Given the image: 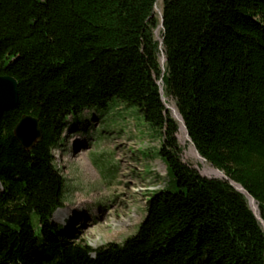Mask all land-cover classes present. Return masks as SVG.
I'll return each mask as SVG.
<instances>
[{"label":"trees","instance_id":"obj_1","mask_svg":"<svg viewBox=\"0 0 264 264\" xmlns=\"http://www.w3.org/2000/svg\"><path fill=\"white\" fill-rule=\"evenodd\" d=\"M159 1L0 0V77L19 93L0 117V264H264L249 200L182 159L192 144L264 220V0H161L162 28ZM115 101L157 128L167 180L136 235L93 249L53 222V151L70 118ZM24 115L42 131L29 152L14 134Z\"/></svg>","mask_w":264,"mask_h":264},{"label":"rangeland","instance_id":"obj_2","mask_svg":"<svg viewBox=\"0 0 264 264\" xmlns=\"http://www.w3.org/2000/svg\"><path fill=\"white\" fill-rule=\"evenodd\" d=\"M179 140L186 143L183 132ZM161 142L157 128L117 101L107 109L93 108L70 118L53 151L64 181L63 207L53 222L93 249L122 244L136 235L146 216L148 197L167 180L159 157ZM182 159L200 166L204 177L221 178L204 171L214 168L198 161L192 144Z\"/></svg>","mask_w":264,"mask_h":264},{"label":"water","instance_id":"obj_3","mask_svg":"<svg viewBox=\"0 0 264 264\" xmlns=\"http://www.w3.org/2000/svg\"><path fill=\"white\" fill-rule=\"evenodd\" d=\"M155 11L159 13V16L161 18V28L163 27V16L158 8V6H155ZM158 33V32H157ZM162 42V40H161ZM166 62V59L164 57L161 58V64L164 66ZM159 89H160V95L161 100L166 108V111H170L173 117L180 123V130L185 135V141L188 143H192V140L189 137L186 125L183 121V118L180 116V119L177 118L176 112L174 109H171L167 106L166 103V97L164 95L163 90V81L160 80L158 82ZM19 103V93H18V83L17 80L10 76H4L0 77V117L3 116L4 113L8 112L9 110H12L18 106ZM179 113V112H178ZM180 115V114H179ZM15 139L18 141V143L23 147L25 151H31L34 149V147L41 141L42 139V131L40 128V124L38 119L29 116L24 115L17 126L15 127ZM194 147V146H193ZM195 150V156L198 159V161L202 164L206 162V160L199 154V152ZM199 170V166L196 168ZM218 172L222 173L221 171L217 170ZM223 176H221V179L228 182L230 185L233 186L234 189H236L238 192L245 195V197L249 200V204L251 206V209L255 212L257 215L258 220L261 222L263 228H264V220L260 217L259 214H257V211L254 207V203H256L255 199L239 184L233 182L229 178H227L223 173Z\"/></svg>","mask_w":264,"mask_h":264},{"label":"bare ground","instance_id":"obj_4","mask_svg":"<svg viewBox=\"0 0 264 264\" xmlns=\"http://www.w3.org/2000/svg\"><path fill=\"white\" fill-rule=\"evenodd\" d=\"M166 103H167V106H168V107H170L171 109H174V110H175L176 115H177V118L180 119V115H179V113H178V111H177V108H176V106L174 105L172 99L169 98V97H167V98H166ZM194 153H195V150H194ZM204 171H205L206 173H208V174H213V175H215L216 177H221V176H223L222 173L218 172L216 169H208V168H206ZM254 207H255V209H256V211H257V214H260V212H259V207H258V205H257L256 203H254Z\"/></svg>","mask_w":264,"mask_h":264}]
</instances>
